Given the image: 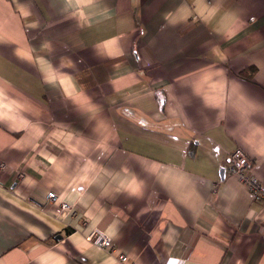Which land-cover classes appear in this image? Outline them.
<instances>
[{"label": "crops", "instance_id": "crops-1", "mask_svg": "<svg viewBox=\"0 0 264 264\" xmlns=\"http://www.w3.org/2000/svg\"><path fill=\"white\" fill-rule=\"evenodd\" d=\"M237 147L264 185V0H0V264H264Z\"/></svg>", "mask_w": 264, "mask_h": 264}, {"label": "built area", "instance_id": "built-area-1", "mask_svg": "<svg viewBox=\"0 0 264 264\" xmlns=\"http://www.w3.org/2000/svg\"><path fill=\"white\" fill-rule=\"evenodd\" d=\"M226 170L229 174L235 175L238 180L245 185L250 193V197L253 201H264V185L257 179L252 172V163L250 158L239 148H234L229 153L227 158ZM58 195L49 191L46 195L47 199L52 203H55L58 199ZM58 207L62 210H70L71 206L64 200L58 201ZM96 236L98 234L95 232ZM94 234V235H95ZM97 243L104 247L108 252L114 253L118 260L122 263L127 262V256L117 250V246L112 242L111 234L103 233L98 236ZM132 264V263H129Z\"/></svg>", "mask_w": 264, "mask_h": 264}, {"label": "trees", "instance_id": "trees-1", "mask_svg": "<svg viewBox=\"0 0 264 264\" xmlns=\"http://www.w3.org/2000/svg\"><path fill=\"white\" fill-rule=\"evenodd\" d=\"M254 72H255L254 67H247V68L242 69L239 74L244 76V77L251 78L253 76ZM157 99L160 100L161 98L157 96Z\"/></svg>", "mask_w": 264, "mask_h": 264}, {"label": "water", "instance_id": "water-1", "mask_svg": "<svg viewBox=\"0 0 264 264\" xmlns=\"http://www.w3.org/2000/svg\"><path fill=\"white\" fill-rule=\"evenodd\" d=\"M57 237H59V235H56Z\"/></svg>", "mask_w": 264, "mask_h": 264}, {"label": "rangeland", "instance_id": "rangeland-1", "mask_svg": "<svg viewBox=\"0 0 264 264\" xmlns=\"http://www.w3.org/2000/svg\"><path fill=\"white\" fill-rule=\"evenodd\" d=\"M116 246V245H115ZM121 262V261H120Z\"/></svg>", "mask_w": 264, "mask_h": 264}, {"label": "bare ground", "instance_id": "bare-ground-1", "mask_svg": "<svg viewBox=\"0 0 264 264\" xmlns=\"http://www.w3.org/2000/svg\"><path fill=\"white\" fill-rule=\"evenodd\" d=\"M133 264V263H132Z\"/></svg>", "mask_w": 264, "mask_h": 264}]
</instances>
